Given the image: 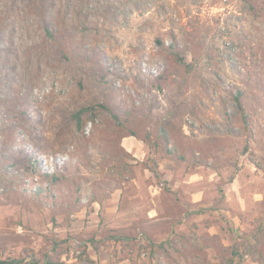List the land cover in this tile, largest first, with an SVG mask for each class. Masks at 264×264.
<instances>
[{"label": "rangeland", "instance_id": "obj_1", "mask_svg": "<svg viewBox=\"0 0 264 264\" xmlns=\"http://www.w3.org/2000/svg\"><path fill=\"white\" fill-rule=\"evenodd\" d=\"M263 218L264 0H0V259L264 264Z\"/></svg>", "mask_w": 264, "mask_h": 264}, {"label": "trees", "instance_id": "obj_2", "mask_svg": "<svg viewBox=\"0 0 264 264\" xmlns=\"http://www.w3.org/2000/svg\"><path fill=\"white\" fill-rule=\"evenodd\" d=\"M250 7L253 8V10L255 11L256 6H254V4L251 3ZM44 30H45V33L48 37L53 36L52 31L49 29L48 26H45ZM157 79H159V81H160L161 76H159ZM101 106L104 108L106 107L104 104H102ZM94 107L95 106L81 107L78 110L73 111L71 113V117L75 121L78 128H80L82 123H83V115L86 114L87 112L92 111L93 109L95 110ZM130 135L135 136L136 134L132 130ZM27 150H28V148H27ZM166 151L169 152V150H166ZM27 153L28 152L23 153V157H22V163H23L24 169L27 173H30V172L36 173L38 171L45 176V179L47 181H49V184H54V183H56V181L62 179V176H60L58 174H51L50 171L45 169V167H43L41 159L39 157H37L36 154H30V153L27 154ZM43 191H44V188H42V186H40L38 189L35 190L34 193L40 194ZM257 229L255 230L254 234H256L257 231H259V232L264 231V218H263L262 222L259 224V226L257 227ZM57 245H55V247L52 248L53 251H55L57 249ZM159 245L163 246L162 243H160ZM83 253L87 256V247L84 248ZM241 256H242V254L240 252V245L235 244L234 246L231 247L230 253L228 254V256H224L221 259H219L217 264H236L235 259L237 257L242 258ZM0 264H67V263L60 260L59 258L54 257L53 255H51L48 252H44L39 257L35 254V252H33L32 254H29L25 258H14V257L1 258Z\"/></svg>", "mask_w": 264, "mask_h": 264}, {"label": "crops", "instance_id": "obj_3", "mask_svg": "<svg viewBox=\"0 0 264 264\" xmlns=\"http://www.w3.org/2000/svg\"><path fill=\"white\" fill-rule=\"evenodd\" d=\"M121 145H122V147L124 148V150L127 153H132V156L133 157H136L139 160H143L144 157H145V155L147 154V149H144L143 150L142 143L140 145H138V142L137 141H133L132 140V136H126V137H124L123 140H122ZM142 153H144L143 154L144 157L142 156ZM165 167H167V169L170 170V171H168V173H166V174L164 173L165 176L170 175L172 173L171 171H175L174 165L170 164V160H168V158H164V159H161V161H159V168L164 170ZM179 169L180 168H178L176 170L177 171L176 173H178V174H179ZM185 174H186V176L183 174L182 179H183V181L185 180L186 183H188V184H195L196 182H198L197 179H199V178L196 177V175H195L196 173L195 172H193V171L190 172V173L189 172H186ZM168 178H170V177L167 176V178H165V179L166 180H170ZM134 182H136V181H134ZM175 185L176 186L178 185V181H176ZM152 187H153L152 185H149L147 187V195L148 196H151L153 198V197H155V194H153V191H150V189ZM168 191H170V189ZM149 192H151V194H149ZM198 192H200V191H195V192H192L191 193L192 194L191 195V197H192L191 198V203L193 205L199 203L202 200V196ZM227 194L228 193L226 192L225 195H227ZM136 195H138V194H135L133 196H136Z\"/></svg>", "mask_w": 264, "mask_h": 264}]
</instances>
